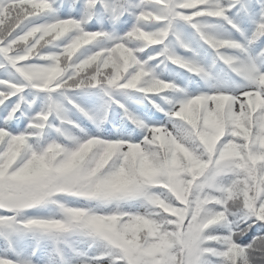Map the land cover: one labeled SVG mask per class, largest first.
<instances>
[{
	"label": "snow or ice",
	"instance_id": "snow-or-ice-1",
	"mask_svg": "<svg viewBox=\"0 0 264 264\" xmlns=\"http://www.w3.org/2000/svg\"><path fill=\"white\" fill-rule=\"evenodd\" d=\"M0 264H264V0H0Z\"/></svg>",
	"mask_w": 264,
	"mask_h": 264
}]
</instances>
